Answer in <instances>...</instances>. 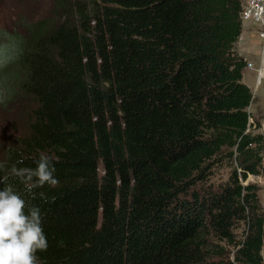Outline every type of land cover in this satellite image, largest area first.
Segmentation results:
<instances>
[{
	"label": "trees",
	"instance_id": "1",
	"mask_svg": "<svg viewBox=\"0 0 264 264\" xmlns=\"http://www.w3.org/2000/svg\"><path fill=\"white\" fill-rule=\"evenodd\" d=\"M246 1L56 0L59 24L3 36L0 90L33 105L0 161L48 155L59 180L27 197L43 264H264L246 183L264 175V134L233 49Z\"/></svg>",
	"mask_w": 264,
	"mask_h": 264
},
{
	"label": "clouds",
	"instance_id": "2",
	"mask_svg": "<svg viewBox=\"0 0 264 264\" xmlns=\"http://www.w3.org/2000/svg\"><path fill=\"white\" fill-rule=\"evenodd\" d=\"M261 75L264 76V70ZM21 164L22 160L10 166L0 161V184L3 185L0 190V264H43L37 255L48 248L43 215L30 199H36L35 189L45 185L55 188L59 180L51 156L41 154L35 168L18 167ZM10 181H18L23 191ZM38 195L47 202L44 192Z\"/></svg>",
	"mask_w": 264,
	"mask_h": 264
},
{
	"label": "rangeland",
	"instance_id": "3",
	"mask_svg": "<svg viewBox=\"0 0 264 264\" xmlns=\"http://www.w3.org/2000/svg\"><path fill=\"white\" fill-rule=\"evenodd\" d=\"M70 1V0H69ZM56 0H0V52L4 49L6 41L16 34L24 37V24L36 25L42 21H54L60 23L64 14L56 8ZM73 0H71V3ZM5 33V35H4ZM257 36V35H256ZM255 36L252 44V52L255 61L259 60L260 40ZM6 55H0V60H5ZM248 57V55H247ZM11 68H7L1 73L3 77ZM242 82L246 84L253 95L252 103L248 108L251 120L259 123V129H253V133L264 134V83L256 87L255 77L252 72L243 70ZM9 94L5 89L0 90V159L1 151L13 142L27 134L26 115L32 108V101L27 96L17 97L9 100ZM264 166V155H263ZM227 176V170L219 168L214 171V181H221ZM246 183L255 184L258 187L259 204L264 211V175L255 177L249 176ZM264 260V249H262Z\"/></svg>",
	"mask_w": 264,
	"mask_h": 264
},
{
	"label": "built area",
	"instance_id": "4",
	"mask_svg": "<svg viewBox=\"0 0 264 264\" xmlns=\"http://www.w3.org/2000/svg\"><path fill=\"white\" fill-rule=\"evenodd\" d=\"M242 24L249 23L255 28L257 38L260 40V57L257 62L246 61L245 69L253 73L256 87L264 83V0H247L240 14Z\"/></svg>",
	"mask_w": 264,
	"mask_h": 264
},
{
	"label": "crops",
	"instance_id": "5",
	"mask_svg": "<svg viewBox=\"0 0 264 264\" xmlns=\"http://www.w3.org/2000/svg\"><path fill=\"white\" fill-rule=\"evenodd\" d=\"M255 36H256V32L253 26H251L249 23L242 24L241 35L233 46V49L238 53L239 56L243 57L244 60L248 62H254V63L257 61H255V59L253 60L254 54L251 48ZM263 249H264V245H263Z\"/></svg>",
	"mask_w": 264,
	"mask_h": 264
}]
</instances>
